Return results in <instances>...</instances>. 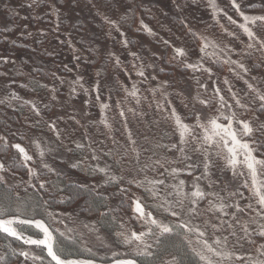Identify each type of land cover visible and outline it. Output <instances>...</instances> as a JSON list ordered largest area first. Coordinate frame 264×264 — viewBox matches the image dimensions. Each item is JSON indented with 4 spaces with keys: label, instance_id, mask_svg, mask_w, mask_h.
Listing matches in <instances>:
<instances>
[{
    "label": "trees",
    "instance_id": "16d2710c",
    "mask_svg": "<svg viewBox=\"0 0 264 264\" xmlns=\"http://www.w3.org/2000/svg\"><path fill=\"white\" fill-rule=\"evenodd\" d=\"M261 1L236 0L244 15L261 14L264 11ZM79 3L83 4L84 8L79 9ZM227 3L229 12L224 7L213 9L209 0H163V2L155 0H36L34 3L27 0H0V90H7L10 87L19 92L22 98H37L43 104L42 112L37 115V111L27 106L21 99L0 92V137H4L7 143L26 145L29 137L35 133L57 135V132L49 127L54 120L53 109L47 101L53 93L58 95L67 86L68 72L65 71V65L68 61L63 60L61 54L68 42L76 46L85 56L81 65L85 70L94 72V86L99 85L98 93L101 96L113 102L116 96L123 95L125 70H128L126 69L127 61L123 63L124 60L120 59L117 64L115 57L111 58L104 53L102 42L111 36L108 29H111L117 38L124 36V40H127V44L132 48H136L137 43L139 47L142 42H148L159 48L161 58L154 64V72L158 77L166 80L172 98L171 103L177 110L187 114L192 104V97L198 96L208 101L207 106L199 104L203 119L219 116L221 112L225 115L235 112L237 119L247 120L255 130L259 125L264 124V104L256 98L257 92L264 95V52L257 50L258 45L252 48L247 46L252 41L239 26L244 24V21L240 13L232 8L230 0H227ZM54 8L68 10L73 19L61 18L58 26L54 27L52 22ZM228 16H231L236 23H231ZM108 21L115 22V27ZM141 21L152 30L151 34L141 27ZM263 27L264 24L259 23L252 25V30L261 39H264ZM198 28L202 32L207 31L215 39L221 37V40H226L229 31H232L236 40L233 41V47L228 50L229 56L247 67L253 80L246 83L236 76L233 77L232 70L224 59L206 58V65L211 69L212 74L207 76L208 85L205 88L201 76L183 66L184 58L173 60L172 46L183 47L187 50V54H189L188 51L198 52L197 37L199 36L194 37L189 31L191 29V32L196 33ZM164 41L169 43L165 44ZM5 60L7 63L4 62ZM252 82L256 91L248 88V84ZM216 88L220 89V94L231 108H220L219 97L215 94ZM229 93L235 94L245 107L237 106ZM250 101L256 106L255 111L251 109ZM113 120L106 119L108 127L102 126V132L98 129L94 132L99 138V147L95 150L90 141V126L85 129L83 126L86 125L71 122L67 125L74 136L70 143V150L66 151L71 157L70 161H67L69 164L64 165L60 161L61 171L38 172L29 179L28 183H22L18 188L0 184V204L9 208L11 214L19 211L23 214L21 218L41 219L51 225L52 230H54V219L49 214L66 211L74 216L79 214L100 223L109 219L115 220V224L127 221L134 227L140 226L141 231L147 232L149 226L144 225L143 221L135 220L130 207L132 199L139 197L147 206L146 210L152 211L155 218H161L162 221L172 224L177 223L174 220L172 222L170 215L163 213L156 203H152L149 193L145 192L144 188L136 187L135 182L129 183V181L145 179L143 174L140 175V170L135 172L132 166L125 164L127 156L134 153V145L129 138L121 137L124 119L113 117ZM219 122L227 123L223 120ZM233 126L239 128V125L235 123ZM151 128L143 125L142 129L145 134L154 137L155 130ZM134 130L137 129L133 126ZM58 132L60 137L62 131L58 130ZM129 134L131 139H135L136 134L133 132ZM129 134H127L128 137ZM244 139L258 141L251 144L255 149L253 155L264 160V136L254 131L252 137H244ZM5 140H0V159L3 162L10 157V147ZM169 143L172 146L174 139ZM102 146L111 148L112 153L108 157L101 152ZM143 149L148 150V146ZM164 149L169 150L170 153L174 150L160 146L156 148V151L162 152ZM89 152L92 155L96 153L97 160L101 159L109 163L112 172L103 175L93 169L91 166L95 165V162L87 158ZM115 153L121 154L122 163ZM5 169L7 173L26 178L27 168L14 160H10ZM70 176L84 180L88 184L74 182L70 180ZM109 177H116V180L111 181ZM40 183H44L43 189L39 188ZM121 188L127 189V192H121ZM205 217L206 215L200 214L196 216V221L203 225ZM215 219L216 217H212V221ZM15 226L24 234L39 236L29 227ZM229 231L221 229L218 234ZM153 232L156 235H148L144 238L145 243L152 245L148 248L152 255L146 264H203L184 230L174 229L173 233L160 236L159 240H157L158 232L154 228ZM53 233L58 237L57 250L61 257L72 253L74 259H90L84 253L90 254L92 250H96V254L93 253V260L98 264H110L116 260L125 259H135L142 264L136 256L131 255L99 257L98 254L104 250H109L104 253L106 255L114 251L113 248L117 246L123 250L129 245L122 239L120 244L117 238L121 237L113 236L109 232L105 233L111 235L110 243L98 244L88 252L75 238L64 239L59 237L57 232ZM249 239L252 242L246 243L247 251L259 254L257 250L264 246V238L256 234ZM22 252H28L27 259L21 255ZM33 257L39 258L33 259ZM0 264L53 263L47 258L43 249L26 247L0 233Z\"/></svg>",
    "mask_w": 264,
    "mask_h": 264
},
{
    "label": "rangeland",
    "instance_id": "374dc122",
    "mask_svg": "<svg viewBox=\"0 0 264 264\" xmlns=\"http://www.w3.org/2000/svg\"><path fill=\"white\" fill-rule=\"evenodd\" d=\"M27 1L30 3H34L36 0ZM155 1L163 2V0ZM261 3L264 7V0H262ZM79 4V9L84 8L83 4ZM223 7L227 12H229L227 0H215L216 10ZM246 15L250 17L262 16L264 15V11L261 14ZM61 18L73 19V16L66 9L63 10L54 8L52 19L54 27L58 26V24L62 20ZM257 23L264 24V22L259 21ZM252 25L253 24H248L247 26H250V29L252 30ZM111 26L113 25L111 24ZM108 31L109 33H111V36H109V38L105 40V42H102L104 53L110 55L111 58L115 57L118 60H124L123 63L127 61L128 68L126 69L128 70H125V74L128 82L126 79L124 80L123 95L116 96L114 101L111 102L108 98L101 96L97 91H95L94 89L96 86H94L93 82L94 72L85 70V68H83V66L81 65V61L85 59V56L79 51L76 46L68 42L66 48L62 50L61 54L63 60L68 61L65 65V71L66 73L68 72L67 86H65V90L63 89L60 94L54 95L53 93L47 101L53 109L52 118L54 120L56 129L62 131L61 136L63 138L60 136L59 139H57L56 134L44 135L41 133H35L32 137H29L27 144L22 145L34 158L33 161L29 162V166L33 168L35 173L41 171H61L62 168L59 165V162L62 161L64 165L69 164L68 162L70 161L71 157L69 154H67V152L70 150L71 140L74 139L73 133L69 130V127H67V125H69L71 122H75L78 125H86L83 126L85 127V129L86 127L90 126V141L95 150L99 147V138L96 136V134H94V132L97 129L101 130L102 132L103 127H105L106 124V119L113 120V117H116L117 119H124V125L121 128L122 139L129 138L127 134H129L130 132L136 134L135 139H132L136 142L133 148H135L136 152H139L140 154L139 162H137L136 152H134L133 154L127 156L125 164L129 167L132 166L135 172L140 170L139 173L140 175L143 174L144 179L164 180V185L156 186L159 189L158 195L161 197L167 195L168 200L174 202L176 197L174 194H170L173 193L172 186L178 184L179 180L182 179L185 181L184 191L186 193L190 192L192 190V185L195 182V178L197 176H201V173L203 172L204 157L200 152L192 151V144H189L187 146V155L190 156V159L187 160L183 159L181 157V154L175 149L171 153L169 152V150L166 151L165 149L162 152L156 151V148L160 146L171 148V143L169 142L174 139L173 144H177L179 140L178 133H176L175 131V124L171 119L168 118L170 115L168 102H171L172 98L169 94L167 83L165 84L166 80L164 78L158 77L155 74L153 68L154 64L160 60L161 52L157 46L152 45L148 42H142L139 47L137 43L136 48H132L128 44L127 46H125L124 36L117 38L114 36L111 29H108ZM196 33L199 37L207 38L208 41H211L217 45L215 49L211 46L207 49V56H205L204 60L202 61L205 67H207L205 61L206 58L224 59L225 61H229V63L227 64L232 70L233 77L236 76L239 80H244L245 82H251L253 80V76L249 73V69L244 66V68L247 69V73H245L243 69L238 67V64L241 63L232 60L229 56L228 50L229 48L233 47V41L236 40V37L234 36V33L232 31H229L226 40H221V37L215 39L207 31L202 32L199 28L196 30ZM185 51L187 52V50ZM197 51V53H190L188 51L189 54L187 57V62H199V58L203 54L199 52V48ZM213 52L216 53L215 56L212 55ZM233 61L236 63H232ZM122 67L125 68L124 66ZM140 71L144 72L143 76L137 74ZM193 73L199 74L201 76V79L206 88L208 85L207 76H209V74L207 72H204L203 70L195 71ZM78 77L80 79L77 81ZM153 77H155V79H153ZM251 85L254 88V82H252ZM73 88L75 89V92L72 91ZM134 88L136 90V96H132L129 94L133 91ZM0 92H3L6 95H10L13 98L21 99L25 104H27V106H30L32 108L33 106H35V109L36 111L38 110V112H42L43 110V104L37 98L24 99L20 96L19 92L12 90V88L10 87L7 90L1 89ZM97 95H99L100 99L96 98ZM165 95L167 96V100H165ZM229 96L233 97V93H229ZM200 100L202 99H200V97L198 96L192 97V104L189 106L187 114L183 113L181 110H177L175 107H173L172 103H170V106L171 108L176 109L177 113L186 124H195V116L197 114H199L200 116V122L202 124H207L208 119L212 117H205V119L201 117V112L199 111ZM137 101H139V103ZM158 104H163L164 108H159ZM102 105H107L108 107L104 108L102 107ZM250 105L251 109L255 111L256 106L252 101H250ZM129 109H131V111H129ZM121 111L124 112V116H120L119 113ZM142 124L146 127H152L151 129L155 130L154 137L145 134L142 129ZM133 126L136 127L137 130L133 131ZM196 131L199 132L200 129H197ZM12 144L14 143H7V145L10 147V157L4 162L0 159V163H3L5 166L10 160H14L20 164H23V162L19 159L18 153L11 147ZM37 145H39V147H37ZM146 146H148V150L143 149ZM40 151L44 152V156L42 158L39 156ZM101 152L106 154L107 157L112 153L111 148H104L103 146L101 147ZM115 154L118 156L117 159H119L122 163L123 159L121 157V154ZM93 156L96 157V153L92 155V153L89 152L87 157L91 158V160L95 162V165L91 166L93 169H105L106 172H100L103 175H108L112 172L111 165L109 163L102 161L101 159H93ZM240 159H243V157H240ZM157 161H159L160 163H156ZM212 161L213 163L210 169V176L207 178H202L199 181L200 188L209 194L197 205L198 212L204 216L206 215L205 221H212V217H216L219 215V213L206 211V209L209 207L208 201L210 199L214 202H217L215 201V197L211 195L212 193H216L219 196L226 198L229 197V193H239L242 194V196L232 195L226 200V202H236L239 203L241 207H245L249 203H252L255 206L256 202L252 195V192L249 190V188L244 186L245 182L249 184L251 183L250 177L247 174L246 167H244L243 165H238L237 173L243 174L233 175L232 169L226 166V162L222 158V156H216L213 153ZM44 164H46L48 167L45 168L43 166ZM146 164L149 165V167H144V165ZM161 164L163 166H161ZM187 164H191L193 165V167L191 169H186ZM171 168L181 169L180 174L177 176H173L171 174ZM188 170L192 172L191 176L186 175V171ZM0 176L4 178V182L2 184L5 185V187L11 186L14 188H18L22 183H28L29 179L33 175H29L27 169L26 178L7 173L6 170L0 172ZM69 178L70 180L79 184H88L86 181L75 178L73 176H70ZM258 179L264 181V174H260L258 172ZM210 183L212 185L211 188L208 186ZM150 199L152 203H156L157 205L160 203L159 200L154 201L151 196ZM189 207L190 204L188 200H185L183 204V210H181V208L179 207H177L175 210L181 213V220L191 219V222L193 224L200 225L196 221V216L189 217L187 215V210ZM160 209L161 211H163L162 208ZM228 211L231 212L233 211V209H228ZM51 215L54 219V231L58 234L60 232L66 233V236L68 237L67 239L75 238L77 241H79L83 248L87 249V252L96 247L98 244L102 243L104 245L105 243H110L112 241L111 235L106 234L105 232H109L113 236L121 237L117 238L120 241V244L121 239L124 241V237L130 236L131 232H141L140 226L134 227V225L130 224L127 221L115 224V220L109 219L100 223L95 220L86 219L79 214H76L74 216L73 214L66 213V211H57V213ZM237 215L240 218L241 222L244 223H247L250 218L253 220V223L250 226V231H252L251 237L256 235L258 224L264 223V221H260L259 218L255 217L251 212L247 213V215L240 213H237ZM170 217L172 222L173 220L177 221L175 217H172L171 215ZM157 219L164 224L172 225V223L170 222L162 221L161 218ZM224 219L229 220L230 217H224ZM210 223H219V221L215 219ZM23 226L29 227L31 231L37 233L39 237H41V234H39L38 231L30 225ZM200 226L201 230L206 232V235L204 237H198L195 233L191 232H187L186 235H188L195 253H201L206 257L205 260H201L203 264H209V261H211V264H247L245 260H236L235 258L231 260H219L218 257L213 256L212 253L207 252V250L204 248V245L200 242L202 240H207L209 244H212L213 247H216V245L213 244V241L217 237L223 238L224 236H228L227 245L224 249L225 251L235 252L237 254L245 256L251 255L253 259H264V257H260L258 253H250L247 251L246 243H248L249 238L240 240L239 243H237V237L229 235V232L218 234V231L214 230L210 226L209 228H205L204 223ZM14 227L16 226L14 225ZM156 231L158 232V230ZM238 235L243 234L238 233ZM28 246L30 245H26V247ZM139 248H143V245H139ZM113 250L114 251L106 255H104V253L109 250H104L100 252L98 256L103 258L106 256L116 257L121 255H131L136 256L138 260L142 262V264H146L149 261L150 257L136 255V252L138 251V242L135 241L126 246L123 250H121L119 246L113 248ZM45 251L46 250H44V253ZM147 251L151 253L149 249H147ZM93 253L96 254V250H92L90 254H87L86 252L84 253L86 256L90 257V259H74L72 258V253L66 254L61 258L74 261H90L91 264H98L95 260H93Z\"/></svg>",
    "mask_w": 264,
    "mask_h": 264
},
{
    "label": "snow or ice",
    "instance_id": "6c2138e0",
    "mask_svg": "<svg viewBox=\"0 0 264 264\" xmlns=\"http://www.w3.org/2000/svg\"><path fill=\"white\" fill-rule=\"evenodd\" d=\"M209 3L212 4L213 9H215V0H209ZM231 6L233 9H235L238 13H240V16L242 17L244 24L239 25L244 33L247 35L248 39L252 41L253 43H249L247 46L249 48L254 47V45H258V51L264 52V39H261L254 31H252L247 25L253 24L255 25L258 21L264 22V15L262 16H247L244 15L243 12L240 11V5L236 2V0H230ZM225 15H227L225 13ZM228 20L235 24L236 21L232 19L231 16L227 17ZM108 23L112 24L113 27H115V22L108 21ZM141 27L146 29L149 34H151L152 30L148 28L146 24L143 23V21L140 22ZM187 27V25H185ZM119 31V29L117 28ZM190 33L195 37L197 34L194 32H191V29H189ZM121 35H124V33H121ZM199 40V52L203 55L200 56L199 62L197 63H190L187 62V52L183 47H175L172 46V51L174 53L172 59L177 60L178 58H184L183 66L187 69L195 71H201L207 72L209 76H211V69L207 68L203 64L204 57L207 56V49L211 46L212 48H216L217 45L214 44L211 41H208L207 38L197 37ZM128 41L125 40L124 44L127 46ZM165 44H168V41H164ZM215 52L212 53L213 56H215ZM7 63V60L4 61ZM225 63H229V61H224ZM117 64H119V60L116 61ZM236 63V62H232ZM238 67L244 70L245 73H247V69L244 68V65L238 64ZM140 76L144 75L143 71H140L137 73ZM80 78H77V81ZM155 79V77H153ZM167 82H165L166 84ZM227 83V81H225ZM247 83V82H246ZM203 87V85H202ZM248 88L251 91H256V89L253 88L251 84H248ZM95 91H99V85L96 86L94 89ZM73 92H75V89H72ZM231 91V89H229ZM132 96H136V90L133 89L132 92L129 93ZM155 94V93H154ZM216 96L219 97L220 101V108L228 107L231 108V105H227L226 101L224 100V97L220 94V89H215ZM97 99H100L99 95L96 97ZM259 101L264 104V95L257 92V97ZM233 99L236 102V105L239 107H245L240 103V100L233 94ZM165 100H167V96L165 95ZM139 103V101H137ZM170 115L169 119H171L175 124V131L178 133L179 140L177 144H173L171 146L172 149H175L181 154V157L185 160L190 159V156L187 155L188 148L187 146L189 144H192V151L193 152H200L201 155H203V172L201 173V176H197L195 178V182L192 185V190L190 192L184 191L185 181L179 180V183L176 185H173V193L176 199L175 201H170L167 198V195L161 197L158 195L159 189L156 187L157 185H164V180L154 179V180H147L144 181H129V183L136 184V187H142L144 188L145 192L149 193L151 198L156 201L159 200L160 203L156 206L163 209L164 212L168 213L172 217H175L177 220V223L169 225L164 224L161 221H159L157 218L154 217L152 211L146 210V205L141 201L139 197L132 199L131 201V211L134 214V219L137 221H143L144 225L149 226L148 231H141L139 233L133 231L131 232L130 236L124 237V243L125 244H131L134 241L138 242V251L136 252V255L139 256H151L152 253L148 252L147 249L151 248L152 245L145 243V236L148 235H156V233L153 232V228L158 230V236L157 240H159L160 236H164L165 234H171L173 233L174 229H182L185 232H191L195 233L198 237H204L206 235V232L201 230V226L198 224H193L191 222V219L189 220H181L180 216L181 213L176 211L175 209L177 207L181 208L183 210V204L185 200H188L190 207L187 210V215L189 217H195L199 216L200 213L197 210V205L200 201L204 200L206 196L209 194L203 191L199 186V181L202 178H207L210 176V169L212 167V155L213 153L216 156H222V158L226 162V166L233 171V175L237 174H243V173H237V166L243 165L247 169V174L250 177L251 183L245 182V187L249 188V190L252 192V195L255 199V206L252 203L247 204L245 207H241L239 203L232 202L228 203L226 200L230 198L232 195H241L239 193H229V197H222L219 196L216 193H212L215 197V201L209 200L208 204L209 207L206 209L207 212L212 213H219L218 216H216V219L219 221V223H210V221H204V227H212L214 230H221V229H227L229 231V235L233 237H237V243H239L240 240L248 239L252 235V231H250V226L253 223V220L250 218L247 223L241 222L240 218L238 217L237 213L247 215V213L251 212L254 214L255 217L259 218L260 221H264V181H261L258 179V172L260 174H264V160L258 159L255 155H253L255 149L251 146L252 143H257L256 140H245L244 137H252L254 131L259 133L261 136H264V124L259 125L255 130L250 125V122L247 120H239L236 118V113L232 112L230 115H225L223 112L220 113L219 116H214L210 119H208L207 124H202L200 122V116L197 114L195 116V124L189 125L184 123V121L181 119L180 115L177 113L175 108H171L170 103ZM199 103L204 104L207 106L208 101L200 100ZM187 106V105H186ZM102 107L106 108L107 105H102ZM159 108H164L163 104H158ZM34 110L35 106H33ZM131 111V109H129ZM120 116H124V112L121 111ZM37 115H39V112L37 110ZM227 121V123H221L219 121ZM234 123L239 125V128H234ZM106 127H108L107 124H105ZM49 127L57 132V139H59V132L56 129L55 124H50ZM200 129L199 132L196 130ZM0 140H5L4 137H0ZM129 140L134 145L136 142L131 139V134H129ZM5 143L7 141L5 140ZM11 147L18 153L19 159L23 162V166L28 169L29 175H35V171L33 168L29 166V162L33 161V156L29 154V152L26 150L25 147H23L20 143H14L11 145ZM39 147V145H37ZM77 147H81V145H77ZM133 151L136 152V149L133 148ZM139 152H136V158L137 162H139ZM39 156L42 158L44 156V152L40 151ZM240 157H243V159H240ZM96 157L93 156V159ZM156 163H160L157 161ZM45 168L48 166L46 164L43 165ZM161 166H163L161 164ZM144 167H149V165H144ZM193 165L187 164L186 169H191ZM5 165L3 163H0V172L5 171ZM99 172H106L105 169H97ZM167 171V169H166ZM181 172V169L177 168H171V174L173 176L179 175ZM186 175L191 176L192 172L190 170L186 171ZM111 181H115L116 177H109ZM4 182V178L0 176V184ZM210 188L212 187L211 183L208 185ZM45 187L44 183L39 184V188L43 189ZM121 192H127V189L121 188ZM19 199V197H17ZM228 209H233V211L229 212ZM23 214L19 213L17 211L16 214H11L10 209L6 208L3 204H0V233H4L9 237H13L16 240H23L25 244L28 245H35L38 248H42L43 250H46L47 256L51 258V261L54 262V264H91V262H85V261H74V260H67L62 259L61 256L58 253L57 250V241L58 237L53 234L54 230L51 229V225L47 224L45 221L41 219H35V218H21ZM51 215V214H49ZM7 217V218H6ZM224 217H230L229 220H225ZM14 225H30L36 230H38L39 234H42V238H26L23 236L22 230L18 231ZM238 233H242L243 235H238ZM256 234L260 237H264V223L258 224V230L256 231ZM59 237L67 239L66 233L60 232ZM228 236H224L223 238L217 237L213 244L216 245V247H213L212 244H209L207 240L200 241L204 248L207 250V252L212 253L213 256H216L219 258V260H231L235 258L236 260H245L247 264H264V259L256 258L253 259L251 255H240L235 252H228L225 251V247L227 245ZM249 243L252 241L249 239ZM139 245H143V248H139ZM259 252L260 257H264V246H261L260 249L257 250ZM200 256L201 260H205L206 257L201 254L197 253ZM22 256H24L26 259L28 258V252H22ZM39 257H33V259H37ZM116 264H137V261L135 259H125V260H118L116 261ZM209 264H211V261H209Z\"/></svg>",
    "mask_w": 264,
    "mask_h": 264
},
{
    "label": "water",
    "instance_id": "95a60500",
    "mask_svg": "<svg viewBox=\"0 0 264 264\" xmlns=\"http://www.w3.org/2000/svg\"><path fill=\"white\" fill-rule=\"evenodd\" d=\"M23 236H24V237H26V238H29V237H27V236H26V235H24V234H23ZM11 238H13V237H11ZM13 239H15V238H13ZM17 241H19V242H21V243L25 244V243L23 242V240H17ZM49 259L51 260V258H50V257H49ZM52 262H53V261H52ZM53 263H54V262H53Z\"/></svg>",
    "mask_w": 264,
    "mask_h": 264
},
{
    "label": "bare ground",
    "instance_id": "6f19581e",
    "mask_svg": "<svg viewBox=\"0 0 264 264\" xmlns=\"http://www.w3.org/2000/svg\"><path fill=\"white\" fill-rule=\"evenodd\" d=\"M31 227H32V226H31ZM34 229H35V228H34ZM37 231H38V230H37ZM28 237H29V238H33V239H37V238H34V237H30L29 235H28ZM38 238H42V234H41V237L38 236ZM137 264H140V263H137Z\"/></svg>",
    "mask_w": 264,
    "mask_h": 264
}]
</instances>
